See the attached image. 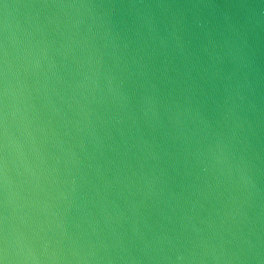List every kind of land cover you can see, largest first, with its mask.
<instances>
[{"label": "clouds", "instance_id": "1", "mask_svg": "<svg viewBox=\"0 0 264 264\" xmlns=\"http://www.w3.org/2000/svg\"><path fill=\"white\" fill-rule=\"evenodd\" d=\"M0 264H264V0H0Z\"/></svg>", "mask_w": 264, "mask_h": 264}]
</instances>
